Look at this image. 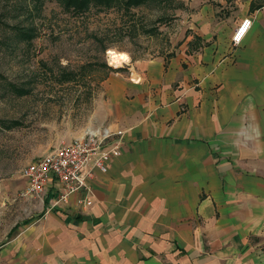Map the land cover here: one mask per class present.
<instances>
[{"label":"crops","instance_id":"crops-1","mask_svg":"<svg viewBox=\"0 0 264 264\" xmlns=\"http://www.w3.org/2000/svg\"><path fill=\"white\" fill-rule=\"evenodd\" d=\"M252 1L189 4L173 55L101 83L96 126L121 145L88 181L90 205L80 190L50 208L52 180L43 202L20 196V173L0 181V264H264V7Z\"/></svg>","mask_w":264,"mask_h":264},{"label":"rangeland","instance_id":"rangeland-1","mask_svg":"<svg viewBox=\"0 0 264 264\" xmlns=\"http://www.w3.org/2000/svg\"><path fill=\"white\" fill-rule=\"evenodd\" d=\"M192 1L154 0L130 12L118 4L72 16L55 0L40 7L0 0V181L97 125L101 83L117 69L107 50L129 62L173 54L195 8L189 4L198 0ZM15 25L35 30L29 45L12 37ZM62 71L77 74L60 83ZM15 87L29 93L18 95Z\"/></svg>","mask_w":264,"mask_h":264},{"label":"built area","instance_id":"built-area-1","mask_svg":"<svg viewBox=\"0 0 264 264\" xmlns=\"http://www.w3.org/2000/svg\"><path fill=\"white\" fill-rule=\"evenodd\" d=\"M246 19L235 30L232 42L238 45L251 27ZM121 135L114 134L108 126L88 128L78 139L59 145L34 162L23 167L20 175L26 180L20 196L43 202L50 181L59 186L58 195L50 199V208L67 203L71 194L85 190L84 199L79 204L90 205L91 196L88 181L94 171L106 173L112 159L120 155Z\"/></svg>","mask_w":264,"mask_h":264},{"label":"trees","instance_id":"trees-1","mask_svg":"<svg viewBox=\"0 0 264 264\" xmlns=\"http://www.w3.org/2000/svg\"><path fill=\"white\" fill-rule=\"evenodd\" d=\"M34 5L41 6L45 1L48 0H30ZM62 8L63 11L71 14L72 16H82L86 14L90 8H94L99 12L103 10H110L116 5H120L122 9L126 12H130L133 8L147 5V3L154 0H55ZM259 0H253L251 2L252 8H261L264 5L258 3ZM12 31V37L18 41L25 42L27 45L31 43V40L35 37V30L32 28H25L15 25V27L10 28ZM198 42L201 43L200 38H196ZM193 45V44H192ZM173 55V54H170ZM119 69H116L117 72ZM76 72L62 71L59 75L58 81L66 82L75 79ZM14 91L18 95H24L29 93L23 88H14ZM13 124V123H12Z\"/></svg>","mask_w":264,"mask_h":264},{"label":"bare ground","instance_id":"bare-ground-1","mask_svg":"<svg viewBox=\"0 0 264 264\" xmlns=\"http://www.w3.org/2000/svg\"><path fill=\"white\" fill-rule=\"evenodd\" d=\"M107 56L109 64L116 68L120 67V65L122 66L124 63L129 62V58L125 53H116L112 50H107Z\"/></svg>","mask_w":264,"mask_h":264}]
</instances>
